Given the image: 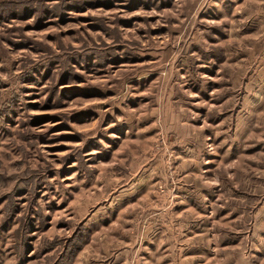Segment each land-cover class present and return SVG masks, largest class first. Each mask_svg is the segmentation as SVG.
<instances>
[{
  "label": "rangeland",
  "instance_id": "374dc122",
  "mask_svg": "<svg viewBox=\"0 0 264 264\" xmlns=\"http://www.w3.org/2000/svg\"><path fill=\"white\" fill-rule=\"evenodd\" d=\"M0 264H264V0H0Z\"/></svg>",
  "mask_w": 264,
  "mask_h": 264
}]
</instances>
